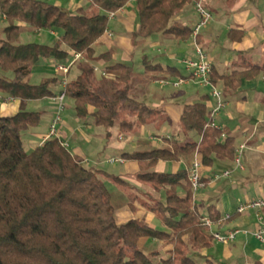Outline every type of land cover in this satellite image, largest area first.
Masks as SVG:
<instances>
[{
    "label": "trees",
    "instance_id": "16d2710c",
    "mask_svg": "<svg viewBox=\"0 0 264 264\" xmlns=\"http://www.w3.org/2000/svg\"><path fill=\"white\" fill-rule=\"evenodd\" d=\"M129 1L90 0L98 11L71 13L46 0H0V12L7 18L0 33V69L13 73L12 78L0 76V91L21 100L54 96L51 85L56 77L38 84L25 81L26 77L43 58L69 63L79 53V73L69 78L65 88L67 98L74 101L77 117H92L96 125L117 126L122 133H132L156 119L161 109L149 105L135 91V67L112 61L111 52L96 55L95 45L108 28L109 14ZM135 1L139 28L132 33L134 41L157 34L180 40L192 38L193 27L177 17L200 0ZM21 23L33 29L58 31L60 38L54 45L19 43ZM233 34L231 31L229 35L235 38ZM197 42L200 44L199 35ZM100 59L105 70L119 71L116 78L96 79L95 62ZM143 63L155 76H186L178 67L148 57H143ZM261 72L264 74V64L227 75H218L212 68L211 80L216 84L222 79L225 89L233 92L243 78ZM41 121L36 111L0 114V264H154L139 245L143 237L173 245L163 264H197L190 251L211 245L213 237L193 206L190 172H160L155 168L161 160H179L181 154L196 150L203 165H212L214 154L234 160L235 138L213 125L207 102L186 104L180 119L184 131L201 135L199 143L176 144L174 150L157 147L123 154L125 159L139 163L137 180L166 192L165 198L144 203L162 221L163 228L137 218L119 223L107 182L120 186L127 182L106 170L87 166L59 137L52 136L28 151L23 132ZM210 216L219 219L212 209ZM185 235H189V242H185Z\"/></svg>",
    "mask_w": 264,
    "mask_h": 264
},
{
    "label": "crops",
    "instance_id": "0c3cea01",
    "mask_svg": "<svg viewBox=\"0 0 264 264\" xmlns=\"http://www.w3.org/2000/svg\"><path fill=\"white\" fill-rule=\"evenodd\" d=\"M46 1L71 13L81 10L98 11L91 5L90 0ZM203 3L212 12L213 17L207 25L201 28L199 42L208 54L216 74L227 75L234 70H244L254 64L263 65L264 0H203ZM177 20L194 27L199 20L195 5L189 6L178 15ZM6 25L7 18L0 12V33ZM21 27L19 43L40 42L54 45L60 38L59 32L55 30L33 29L26 23H21ZM138 28L137 3L135 0H131L114 16H109L108 28L95 45L96 55L111 52L112 61L133 65L135 59L143 60V57H148L149 53L155 52L156 49L162 52L161 48L163 47L170 60L195 57L193 38L180 40L173 36L157 34L134 41L132 33ZM231 31L234 32L235 38L229 35ZM191 40L187 56H179V52ZM60 63L62 62L55 59L43 58L33 66L32 71L25 79V81L38 84L45 79L56 77L57 81L51 85L55 91L54 96L21 100L0 91L1 115L11 116L21 110L36 111L41 114L40 125L23 132V136L28 137L29 144L34 148L52 137L49 133L57 109L55 96L62 90L57 71V66ZM95 63L100 70L106 69L103 60H97ZM167 64L171 63L164 65ZM80 65V59L74 62L70 68V78L79 73ZM171 65L177 67L176 64ZM105 71L107 72L106 78L114 79L119 74L117 70ZM183 72L188 76L187 69ZM0 76L12 78L13 73L0 69ZM95 76L96 79H101L103 75L96 72ZM167 78L176 80L181 77L152 74L145 80L147 83L143 94L141 93L142 89H137L138 94H142L140 95L142 99L147 96V103L161 109V112L156 119L137 127L132 133H122L117 126L106 128L98 126L94 122L87 123L86 119L76 116L73 99L66 98L63 111L66 114L62 116V121L58 125V137L67 144V148L73 154L81 157L87 166L91 164L90 167L103 170H106L101 168L106 160L108 161L112 157L124 158L123 154L126 152L150 150L157 147L174 150L176 144L199 143L201 135L195 131H184L181 128L180 119L185 105L197 101L207 102L211 114L216 99L212 96L211 90L209 92L202 91V88L210 86L202 85L194 80L184 82L180 86L164 84L162 80ZM154 85H158V88H154ZM216 85L223 91V97L227 104L224 109L213 116L211 115L212 121L216 127L223 129L226 135L235 138L236 149L241 144H246L242 154L244 168H237L234 160L224 156L219 155L220 158L217 160L216 154L213 155L212 165H203L199 152L196 150L190 154H181L179 160H161L155 169L171 173L186 169L190 172L197 159L201 162L200 172L205 185L214 182L216 175L212 176L216 173L213 170V165L217 163L227 164L225 170H231L230 175L235 173L243 175L251 181H260V187L259 189L255 188V192H243L239 195H230L227 192H205L202 187L196 192L193 191V206L202 217L213 219L210 216L211 209L218 213L219 219L226 214L230 215L222 225H214L213 231L223 232L240 228L247 232H240L229 243H222L213 238L211 245L194 248L190 254L197 264H264V243L253 234L261 226L256 215L257 210L248 209L242 213L237 211L241 203L264 195V187L261 183L264 181V74L261 72L253 77L243 78L240 87L233 92L225 89L222 79H219ZM67 100L72 101L73 107L66 103ZM109 163L111 164V162ZM112 164L115 166L106 171L127 182V185L120 186L109 181L116 187L112 192V202L116 208L117 221L123 223L137 218L145 220L153 227L163 228L162 221L144 203L165 198L166 192L156 191L151 185L143 184L137 180L136 175L140 171V166L136 160L124 158L122 162H113ZM182 191L180 190L181 194L184 193ZM260 211L264 215V208ZM207 231L212 236L208 229ZM184 240L189 242V235H185ZM139 245L149 255L158 256V264H163L162 260L169 257L170 251L173 249L172 244H164L162 241L150 237L141 238Z\"/></svg>",
    "mask_w": 264,
    "mask_h": 264
},
{
    "label": "built area",
    "instance_id": "2783aa9c",
    "mask_svg": "<svg viewBox=\"0 0 264 264\" xmlns=\"http://www.w3.org/2000/svg\"><path fill=\"white\" fill-rule=\"evenodd\" d=\"M195 9L197 14L199 15V20L193 27V36H192L195 44V57L183 59L189 74L187 77H181L176 80L169 78L163 79L162 82L164 84H172L178 86L184 82L194 80L201 83L202 85L210 86L211 94L216 99V104L211 111V115L213 116L216 113H218L220 110L224 109L226 107L227 102L224 100L223 91L216 84L212 82L211 80L212 62L208 54L204 50V48L197 42V36L199 35L201 28L207 25L213 16H212V12L203 3V0L196 2ZM115 13L116 12H111L109 16L112 17L115 15ZM81 57H82L81 54L76 53L74 58L69 63H60L57 66V71L61 79V84L63 86V89L59 92V94H57V96H55V100L57 101V109L51 122L50 133H49L50 136L58 137V125L62 121V113L65 109V100L67 98L65 88L66 85L68 84L70 68L74 64V62L80 59ZM95 71L100 72L103 76L107 75V72L105 70H100L99 67H95ZM63 143L65 146H67L65 142ZM245 148H246V144H241L239 148L236 149L234 162L236 167L240 169L244 168V165L242 163V154ZM123 160L124 158L122 157H118V158L112 157L109 158L108 161L113 163V162H122ZM200 166H201V162L196 159L190 169V181L194 192L198 191L201 187L205 186L206 184L200 172ZM230 173L231 170H226L224 172V175L229 176ZM218 177L219 176L216 175L214 179H217ZM262 208H264V195L257 199L248 200L246 202L241 203L238 206L237 211L239 213H242L248 209L257 210L256 215L261 226L255 232H253V234L259 241L264 243V215L260 211ZM229 217L230 215L226 214L223 218L217 221L211 219L210 217H202L201 223L212 233V236L215 240L222 243H229L233 241L240 232H247L246 230L240 228H235L223 232L213 231L214 225H222L223 222Z\"/></svg>",
    "mask_w": 264,
    "mask_h": 264
},
{
    "label": "rangeland",
    "instance_id": "374dc122",
    "mask_svg": "<svg viewBox=\"0 0 264 264\" xmlns=\"http://www.w3.org/2000/svg\"><path fill=\"white\" fill-rule=\"evenodd\" d=\"M191 43H192V40L188 41V45H186L184 48H182V50L179 52V56H182V55L187 56V53L189 51L188 46ZM161 49H163L162 52H160L158 49H156L155 52L149 53L148 59H152L153 62H156V63L162 62L164 64L165 63L176 64L177 67H179L182 71H184L186 69V64L184 63L183 60H170L168 57V54H167V52H165L164 48L162 47ZM133 66L135 67V72H136V78L134 79V87L136 88L135 91H137V89H139V90L142 89L141 93L143 94L144 88H145L146 83H147V81H145V80L147 79V76L152 75L153 72H149V71L147 72L145 70L144 63H143L142 59H139V60L135 59L133 61ZM69 78H70V76H69ZM180 85H178V86H180ZM57 88H58V86H57ZM154 88H158V85H154ZM210 90H211L210 87L202 88V91H205V92H209ZM142 94H140V95H142ZM143 100L147 102V96L144 97ZM66 103L69 106L71 105V107H73V103L71 100L70 101L67 100ZM65 114H66V112H65ZM65 114L63 112L62 116ZM85 121L87 123H91V124H92V122H94L92 117L86 118ZM23 140H24V146L28 151L34 149V147L29 144L28 137L26 135L23 136ZM216 156H217V160H218V158H220V156L219 155H216ZM89 166H91V164ZM114 166L115 165H113L112 163L110 164L106 160V163H103L101 168H104L106 170H111ZM226 166H228V165L227 164H219V163H217L216 165L215 164L213 165V170L215 171L216 174H214L212 177H214L215 175H218L219 177L217 179H215L214 182L209 183V184L207 183V185L202 187V189H204L205 192H220V193L221 192L222 193L227 192L230 195H239L243 192H255V188L259 189L260 181H256V180L251 181V180H248V178L244 177L243 175L235 174V173L231 174L230 176H225L224 172L226 171L225 170ZM261 183H263L262 185L264 187V181H262ZM107 185H108L109 189L111 190V192H114V190L116 189L115 185L109 181L107 182ZM150 256H151L152 260L154 261V264H158V262H159L158 256H156L155 254H151Z\"/></svg>",
    "mask_w": 264,
    "mask_h": 264
}]
</instances>
